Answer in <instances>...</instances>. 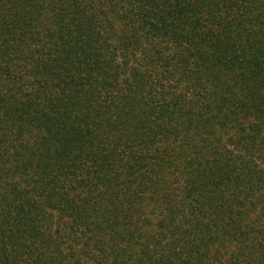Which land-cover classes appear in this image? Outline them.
Listing matches in <instances>:
<instances>
[{
	"label": "trees",
	"instance_id": "1",
	"mask_svg": "<svg viewBox=\"0 0 264 264\" xmlns=\"http://www.w3.org/2000/svg\"><path fill=\"white\" fill-rule=\"evenodd\" d=\"M0 264H264V0H0Z\"/></svg>",
	"mask_w": 264,
	"mask_h": 264
}]
</instances>
